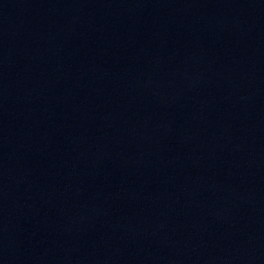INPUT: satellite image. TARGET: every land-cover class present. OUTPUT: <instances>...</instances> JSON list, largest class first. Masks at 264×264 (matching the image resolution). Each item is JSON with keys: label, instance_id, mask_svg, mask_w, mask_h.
<instances>
[{"label": "water", "instance_id": "obj_1", "mask_svg": "<svg viewBox=\"0 0 264 264\" xmlns=\"http://www.w3.org/2000/svg\"><path fill=\"white\" fill-rule=\"evenodd\" d=\"M0 264H264V0H0Z\"/></svg>", "mask_w": 264, "mask_h": 264}]
</instances>
